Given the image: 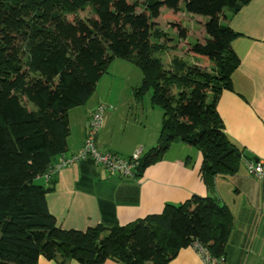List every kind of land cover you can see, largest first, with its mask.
<instances>
[{"label": "trees", "instance_id": "obj_1", "mask_svg": "<svg viewBox=\"0 0 264 264\" xmlns=\"http://www.w3.org/2000/svg\"><path fill=\"white\" fill-rule=\"evenodd\" d=\"M250 1L0 0V264H37L40 256L167 264L194 241L223 255L232 217L216 198L194 196L125 226L80 232L56 225L45 202L51 188L42 179L65 152L68 110L87 103L114 59L140 70L139 92L150 90L151 105L162 112L157 144L137 172L179 141L201 152L206 185L235 174L241 151L225 135L216 102L232 89L239 59L229 47L235 34L218 18ZM162 6L207 17L211 40L194 44L192 53L211 67L178 57L163 66L156 55L165 51V34L153 22ZM86 8L94 18L66 19Z\"/></svg>", "mask_w": 264, "mask_h": 264}, {"label": "crops", "instance_id": "obj_2", "mask_svg": "<svg viewBox=\"0 0 264 264\" xmlns=\"http://www.w3.org/2000/svg\"><path fill=\"white\" fill-rule=\"evenodd\" d=\"M223 15V24L235 34L229 47L239 65L231 77L232 89L223 91L217 99L216 112L225 135L241 151L238 171L217 176L211 186L206 185L200 175L201 152L179 141L173 142L159 161L136 171L133 178L109 174L90 159L79 161L54 173L50 183L42 179L51 188L45 202L59 228L84 232L98 225L125 226L160 214L165 205L183 204L194 196L213 197L226 206L232 217L223 250L228 264H264V185L249 177L245 166L247 160L264 161V0H251L236 14ZM190 56V64L208 66L207 58ZM88 102L68 110L65 157L80 149L92 111L103 104ZM145 108L119 128L112 123L117 110L121 111L115 105L105 115L104 126L96 137L98 150L129 158L138 148H154L162 115L151 111L152 107ZM37 264L79 263L40 256ZM102 264L120 263L108 259ZM167 264L201 263L186 247Z\"/></svg>", "mask_w": 264, "mask_h": 264}, {"label": "rangeland", "instance_id": "obj_3", "mask_svg": "<svg viewBox=\"0 0 264 264\" xmlns=\"http://www.w3.org/2000/svg\"><path fill=\"white\" fill-rule=\"evenodd\" d=\"M139 9L141 10V8ZM223 13L227 15L229 12L224 10ZM90 18H94V16L89 8L78 10L75 14L66 16V19L74 24ZM218 19L223 23L225 16L223 14L219 15ZM206 21L207 17L201 14H187L182 10L173 11L167 6L160 8L159 16L153 22L156 28L165 34V38L160 41L165 51L156 55L163 66H168L173 57L190 62V55L193 54L192 46L196 43L204 44L206 41L211 40L210 35L205 31L204 24ZM197 60L199 61V59ZM194 64H197V62ZM211 66L212 64L208 62L207 68ZM141 79V72L136 66L122 59H114L97 81L95 90L88 103H103L107 106V113L112 112L114 106L118 104L121 111L119 113V110L115 109L117 112L112 118V123L119 128H122L126 121L128 123L132 122L138 111L141 112L148 109L145 108V105L152 107L149 109L159 112L161 116V110L153 107L150 103V90L139 92ZM152 115L154 114L151 113L150 117ZM126 128H129V125ZM122 134L120 133V135ZM147 152V149L142 150L141 158ZM143 167L145 166H141L140 170Z\"/></svg>", "mask_w": 264, "mask_h": 264}, {"label": "built area", "instance_id": "obj_4", "mask_svg": "<svg viewBox=\"0 0 264 264\" xmlns=\"http://www.w3.org/2000/svg\"><path fill=\"white\" fill-rule=\"evenodd\" d=\"M106 113L107 106L104 104H98L94 108L86 127L82 146L69 157L59 156L48 174L44 176L46 180L57 171L87 159L105 169L109 174H118L125 178L134 177L142 154L141 148L136 149L129 158H122L113 153H101L96 147L95 140L104 126ZM245 166L248 176L264 185V161H246ZM189 247L196 254L201 264H228L224 255H214L198 241L192 242Z\"/></svg>", "mask_w": 264, "mask_h": 264}]
</instances>
